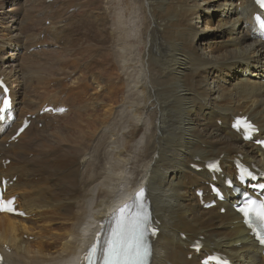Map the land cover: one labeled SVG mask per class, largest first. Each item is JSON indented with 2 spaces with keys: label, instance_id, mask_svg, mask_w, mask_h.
<instances>
[{
  "label": "bare ground",
  "instance_id": "1",
  "mask_svg": "<svg viewBox=\"0 0 264 264\" xmlns=\"http://www.w3.org/2000/svg\"><path fill=\"white\" fill-rule=\"evenodd\" d=\"M106 1L99 17L86 9L92 18L83 16V26L69 31L73 37L94 35L90 61L77 53L61 72L69 77L84 67L79 84L84 93H72L79 85L58 86L46 100L38 94L27 100L37 82L36 67L21 65L23 50L31 47H22L30 30L28 11L19 17L12 7L26 3L0 0L3 9L11 6L0 11L8 38L0 43V75L14 105L13 118L0 123V180L12 183L7 194L17 197L26 214H0L3 264L74 263L99 223L110 221L141 191L160 223L147 264H201L215 251L236 263L264 264L262 248L231 207L235 194L209 210L197 195L201 190L206 201L214 198L207 186L213 174L204 169L212 159H221L226 177L234 176L237 159L264 174V152L231 127L234 117L249 115L259 125L257 138H264V43L254 0ZM215 8L218 13L211 14ZM66 24L49 26L51 41L65 40ZM45 30L36 34L41 46L51 43L41 39ZM11 45L17 47L8 56ZM88 74L98 92L91 91ZM49 106L66 110L46 112ZM100 107L105 109L102 127L88 131L93 123L87 124L83 113ZM24 119H30L29 128L13 138ZM222 175L216 176L221 184ZM197 240L200 251L192 249Z\"/></svg>",
  "mask_w": 264,
  "mask_h": 264
},
{
  "label": "rangeland",
  "instance_id": "2",
  "mask_svg": "<svg viewBox=\"0 0 264 264\" xmlns=\"http://www.w3.org/2000/svg\"><path fill=\"white\" fill-rule=\"evenodd\" d=\"M24 1L26 3L25 8H24L22 3L13 5L12 7L16 8V15L19 17L23 15L24 9H25V12L28 11L27 12L28 16L26 17V26H29V28L31 30V32H30V30L28 31V29H27V32H28L27 41H25V39L23 40V46H22L23 48L26 47L27 45H30L31 47L29 49H27V47H26L27 51L23 50L25 52H22L21 55H23L22 57L25 56L24 58L26 60L23 63H21V65H23L24 68H28L30 66L36 67L37 82H34L35 83L34 86L33 87L31 86V88L29 89V91H31L34 88V91L36 93H31V95H29L26 99L28 100V98H32L33 94H38L43 99L45 98L44 100H46L48 97L55 94V91H56L58 86H62V87H64V86L74 87L75 86L76 87L77 85L80 84V82L82 83V77H80V76L82 74V71L83 72L85 71L84 67H78L76 69V71H73L71 76H69V77L68 76L64 77L65 74L62 75L61 72L64 70L67 71L66 68L70 64V60L72 61L73 59H75L76 58L75 56L77 55V53L79 54L80 58H83L82 59L83 61H90L91 56H92L90 53V49L93 48V44L95 45L94 35L91 34L90 38L89 37L84 38L82 33L78 32L77 33L78 36L73 37V35H71L69 33V31H72V28L74 26L78 27L80 25V27H82L83 26V20L85 18H87V17L83 18V16H88L87 13L89 11L94 12V15L96 17H99L103 11L101 9L105 6L107 1L106 0H98V1L92 0V3L90 5L86 4L85 6H83L82 2H85L86 0H24ZM71 5H72V7H70ZM204 5L205 4H203V6ZM2 6H3V3L0 4V11L5 10V8L7 9L8 7L9 8L11 7L8 4V5L4 6V9H3ZM48 6H54V8L49 9L47 12H45L48 9ZM253 6H254V4L252 1L249 5H246V7L248 9H251ZM86 9H88L89 11L88 12L85 11V13H84V10H86ZM216 10H217L216 8L211 9L210 13L211 14H217L218 10L217 11ZM17 12H18V14H17ZM10 13H12V12H10ZM55 13H57V14L54 15ZM50 16L51 17L53 16V17L50 18ZM45 17H49L50 19L46 20L45 25H43ZM80 17H81V19L75 21L74 22L75 24L69 23L72 19L75 20V19H78ZM89 17L90 16H88L87 19L92 18V17H90V18ZM110 18H108L109 23H111V21H112V17H110ZM32 22H35V23H32ZM66 23H69V24H66ZM215 23H216V16H214L212 18V23H209L208 25L209 26L212 25L213 27H215ZM63 24H66L63 27L69 26V29H66V31L67 30L68 31L64 32V36H65L64 39L66 40V42L64 40L63 42H57L58 44H56L55 42L51 41L53 36H52V34H50L49 26L54 25V27H56L58 25H63ZM203 25H205V24H203ZM4 26L5 25L0 20V43L2 41L8 40V38L5 37L6 32H5ZM44 28H46V30L43 31V32H45V35L42 34L41 39L45 40V38H46V40H47V38H48L50 40L49 42H51V43L49 45L46 44L45 46H41L39 43L36 42L35 38H36V34H38L39 31L43 30ZM63 30H61V32H63ZM41 32L42 31H40L38 36L41 34ZM32 33H33L34 38H32ZM92 33H94V32H92ZM79 34H81V35H79ZM73 39H74V41H73ZM73 43H74V46L72 47ZM77 44H78V46H77ZM16 47H17L16 45L9 46V48L6 49L7 55L9 56L10 50H15ZM105 60L107 61L108 65L113 63V60H111L110 54L105 56ZM74 63L76 64V66L82 65L81 62L78 60H74ZM73 68L74 67L71 66L69 68L70 69L69 71H72ZM88 72H90V71H88ZM111 72L112 71H110V73ZM87 78H88V82L91 84V91H93V92L97 91L96 84L93 80V77H90L88 74V75H86V79ZM10 79H15V77L10 78ZM16 82H17V80H16ZM81 86L82 85L77 86L76 91L73 90L72 93L79 91V92H77V94L80 92L83 94L85 90L82 89ZM62 87H60V88L62 89ZM73 103L79 104V102H74V101H73ZM86 106H88V105H86ZM98 109H100V110H96V111L88 110V111H85L83 113V118L86 120V123L87 124L90 122L93 123L92 124L93 127L90 128V130L87 129L88 131H93L96 129H100L102 127L101 123L103 121V119H102L103 116L101 114H103V111L105 109H104V107H100ZM90 114H94L97 120H91V121L87 120V119H90L89 118ZM73 119H75V117ZM39 126H41V124ZM94 140L97 141V138H95ZM25 238L27 239V237H25ZM32 239H33V237L30 238V240H32Z\"/></svg>",
  "mask_w": 264,
  "mask_h": 264
},
{
  "label": "snow or ice",
  "instance_id": "3",
  "mask_svg": "<svg viewBox=\"0 0 264 264\" xmlns=\"http://www.w3.org/2000/svg\"><path fill=\"white\" fill-rule=\"evenodd\" d=\"M257 2L264 5V0ZM260 28L264 29V20H260ZM7 106L8 102L5 101V107ZM235 127L237 129L243 127L247 132L255 130L254 125L246 117L238 118ZM209 167L216 168L217 164L211 163ZM245 176H251V173L244 170L240 179L243 180ZM143 195L141 191L130 205L119 209L115 217V226L109 229L102 247L100 237L104 234H97V242L90 247L84 257L86 264H97L98 258L100 264H147L151 250L147 240L149 217L142 211ZM13 205L14 200H4L3 195L0 194V211L15 212ZM133 208L138 209L134 214L131 212ZM239 211L248 218L249 226L256 230L259 238L264 241V202L246 201ZM151 231L155 235L156 229L153 228Z\"/></svg>",
  "mask_w": 264,
  "mask_h": 264
}]
</instances>
